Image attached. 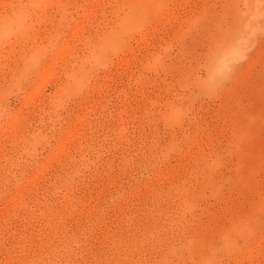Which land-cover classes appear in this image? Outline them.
I'll use <instances>...</instances> for the list:
<instances>
[{"label":"rangeland","instance_id":"374dc122","mask_svg":"<svg viewBox=\"0 0 264 264\" xmlns=\"http://www.w3.org/2000/svg\"><path fill=\"white\" fill-rule=\"evenodd\" d=\"M0 264H264V0H0Z\"/></svg>","mask_w":264,"mask_h":264}]
</instances>
